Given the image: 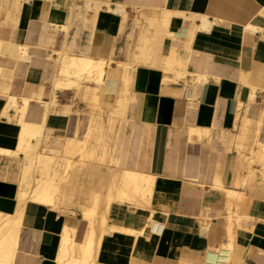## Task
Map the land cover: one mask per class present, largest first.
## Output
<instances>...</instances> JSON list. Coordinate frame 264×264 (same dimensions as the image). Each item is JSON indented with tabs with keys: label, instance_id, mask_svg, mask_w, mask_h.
<instances>
[{
	"label": "crops",
	"instance_id": "1",
	"mask_svg": "<svg viewBox=\"0 0 264 264\" xmlns=\"http://www.w3.org/2000/svg\"><path fill=\"white\" fill-rule=\"evenodd\" d=\"M33 5L0 1V226L14 222L16 229L7 235L16 238L9 264H57L65 226L84 243L88 229L80 212L109 167L152 174V194L162 200L151 208L120 206L123 212L108 221L118 228L100 239L114 262L96 264H218L228 229V264H264V0H47L45 20ZM77 55L106 62L102 97L93 101L119 98L125 109L108 103L94 114L103 121L105 141L94 144L85 170L77 165L75 191L64 184L56 196L61 204L19 201L24 155L13 152L24 121L39 123L48 104L36 151L41 142L57 144L60 156L40 159L60 170L77 158L67 144L86 136L89 107L74 89H55L61 63ZM201 75L206 80L194 85ZM7 96L16 102L8 116ZM57 102L62 108L50 110ZM239 152L249 157L247 179L236 168ZM220 185L248 199L244 210L231 207L229 219ZM151 219L165 223L159 235L149 232Z\"/></svg>",
	"mask_w": 264,
	"mask_h": 264
},
{
	"label": "bare ground",
	"instance_id": "2",
	"mask_svg": "<svg viewBox=\"0 0 264 264\" xmlns=\"http://www.w3.org/2000/svg\"><path fill=\"white\" fill-rule=\"evenodd\" d=\"M0 1L2 3V2H8L9 0H0ZM46 1L47 0H31V3L34 4L32 11L35 10V12L33 11V13L37 14L39 17H41L44 20L46 17V10L44 7V2H46ZM13 2H12V4H13ZM35 4H36V6H35ZM200 19L202 20V24L204 25L205 19L202 15H200ZM21 48H22L23 53L26 54L27 53L26 45L21 44ZM70 57L71 58L69 61L67 60L68 61L67 63H65L64 61L61 63L62 65L58 71V76H57L56 83H55V89H59V90L64 89V88L74 89V94L76 96H78L81 100H83L85 102V104L89 107V111L91 113V118H90L91 123H90V125L88 124V129H87V133H86L85 138L81 142L76 141V142H71V143L67 144L68 145L67 150L69 153L74 151L77 154V157L87 156L88 159H92L95 156L94 144L99 145L105 141V136L102 134L103 127H104L103 121L99 117H95L96 115L94 116V114L96 112L99 113V111L101 112V109L106 107L108 105V103H111V102H105L104 101L103 105L100 104L101 105L100 106V105H98L97 102L93 101V99L95 97H98L99 100L102 97V88L104 86V74H105L106 62L104 60L93 61L89 57H82V56H78V55L77 56H70ZM171 70H172V68H171ZM169 72L164 73L165 74L164 76H168ZM123 74H124V72H123ZM122 76L124 77V75H122ZM126 76H127V73H126ZM179 76L181 78H184V79L188 78V75H185L184 73L183 74L180 73ZM124 78L126 79V77H124ZM124 78H123V80H124ZM173 78H176V77L173 76ZM205 80L206 79L204 76L198 77V79L193 80V84L194 85L201 84L200 81H205ZM254 95H255V92L252 91L248 94L247 98L252 99L254 97ZM15 103H16L15 98H13L11 96H7V104H6L5 109H3V112L5 115L8 116L7 109L9 107H14ZM54 104L55 103H51L50 110ZM26 105H27V100L23 99V104H22L23 108ZM112 107H113L114 111L122 112L125 109V102L118 98L116 101L113 102ZM48 108H49L48 104H45V108L43 110V113L41 115V120L39 123L34 124V123H31L30 121H24L23 126L21 128V131L19 133L17 148L15 147L16 151L14 150L13 153L17 154L18 152H21L24 155L22 158V168H21V174H20V180H19V190L17 193L18 196L16 195L17 198L19 197V201L25 200V199H31L34 202L36 201L37 203H42L44 205L50 206V205H54V201L56 199L57 192L59 191V189L61 187V184H63V183L64 184H74L77 182V180H75L76 179L75 174L80 172L78 170L80 167L79 168L77 167V165H79L78 163L72 164V162L69 161L67 163V166L69 164V165H71V168L69 170H68V168H66L65 170H60L57 167L50 166L52 164L49 165L46 160L40 159V157L37 161V165L33 166V164H32L33 158L30 157V154L34 150L36 151V147L40 142L41 126H42L44 119L46 117V114L48 112ZM109 112H111V111H109ZM110 114H112V113H110ZM112 118H110V119H112ZM110 119H108V120H110ZM246 123H248V121H246ZM106 127H108V126H106ZM242 131H244V130H242ZM32 137L35 138L34 142H32V140H31ZM106 146H107V144H106ZM106 146H105V149H106ZM105 149H104V151H105ZM249 150H250V148H249ZM7 152L13 154L12 151H7ZM262 154L264 155V148H263ZM238 155H239L238 160L236 161L237 171L241 170V173H242L241 175L245 179H247L248 174H249V170H248L249 157L247 155H244L242 152H239ZM107 156H108V154H107ZM32 157H34V155H32ZM62 157H64V156H62ZM99 157L103 158L102 154ZM260 157H263V156H260ZM97 158H98V156H97ZM51 159H52V157H51ZM79 160L80 159H78V161ZM114 160H113V162H114ZM259 160L262 161L263 159H259ZM59 163H61V162H59ZM244 163L248 166L246 167V165H243ZM58 167H59V165H58ZM61 167H62V165H61ZM83 169L85 170V168H83ZM86 169H88V168H86ZM88 171H89V169H88ZM33 172H35L36 174ZM33 174H35V175H33ZM241 175L237 174V177H240ZM153 178H154V176L150 173H144V172H141L138 170H133V169L131 170V169H125V168H121V167H109V168L102 169V174L100 175V177L97 181V185H98L97 188H93L92 193L89 194V196H88L87 208L80 212L82 219L84 221H86V226L88 229L86 241L84 243H80L78 241H75L74 240V237L76 234V232L74 231L75 228L65 226L64 229H62L63 232L61 233L60 248L58 249L59 253H58V256L56 258L57 264H96V261L100 260V259L105 260V261H113L114 262L115 256H113L110 251L102 248V246L100 245V243H101L100 239H102L101 237L104 234V232H109L110 230H112L114 228H118L113 224H108V221H109V219H111V221H114V218H112V216L116 217V215H115L116 212L117 213L123 212V211H120L121 210L120 206H124L126 209H130L131 207H135V208L150 207L151 208L152 203H156V202L162 200V196L160 194H152V192H153L152 191ZM233 182H234L236 187L240 185L239 178ZM244 182H243V184H244ZM85 186H86V184H85ZM220 187L226 191V205L228 208L227 209L228 210V213H227L228 219H229L230 213L232 212V208H231L232 206H235V211H237V208H239L240 210H244L246 208V206L248 204V199L246 197H244L243 194H241V193L239 194L236 190L224 188L222 185H220ZM25 202H27V200ZM22 203H23V201H22ZM160 207H161V205H160ZM112 209H113V212H112ZM18 213H19V215H21V217L24 214L23 211L22 212L19 211ZM18 213H17V216H19ZM21 213H23V214H21ZM1 214H0V216H1ZM234 215H235L236 221H238V219H237L238 215L236 213ZM146 216H148V215H146ZM150 216H151V214H150ZM21 217H19V218H21ZM2 219H0V223H1ZM21 219L23 221V218H21ZM11 222H12V220H11ZM146 222H147V220H146ZM17 223H18V221H17ZM164 224H165L164 222L159 221L157 219H151V223L148 226V230H149V232H151L155 235H159ZM12 225H14V222L12 223ZM12 225H9L6 223V224H2L0 226L1 227L0 228V264H9L13 258V253L15 251L14 250L15 249L14 248V246H15L14 241L16 240V238H15V240H14V238L11 239L12 235H11V238L7 237V235L10 234L12 232V230L13 231L16 230V229L14 230L15 226H12ZM145 226H146V224H145ZM123 231H125V230H123ZM3 233L6 236H4V235L2 236ZM232 234H233V231H231V229H228V231H227L228 242L225 241L226 244L222 245V248L220 249V254H221V256H223V258H226V257L229 258L231 255L230 250H232V247H231L232 246L231 245V243H232L231 239L233 236ZM239 242H241V241H239ZM225 264H228V262H226Z\"/></svg>",
	"mask_w": 264,
	"mask_h": 264
},
{
	"label": "rangeland",
	"instance_id": "3",
	"mask_svg": "<svg viewBox=\"0 0 264 264\" xmlns=\"http://www.w3.org/2000/svg\"><path fill=\"white\" fill-rule=\"evenodd\" d=\"M62 30H64L65 31V29H63L62 27H60ZM65 54H68V53H66L65 52ZM44 105V104H43ZM44 108H45V106H43ZM43 108V109H44ZM62 107L59 105V103L57 102V103H55L54 104V106H53V108H52V110H60ZM76 132H77V130H76ZM46 136H49L50 137V135L49 134H47ZM76 136V138H78V139H82V138H84V135L83 136H77V134L75 135ZM51 138V137H50ZM52 139V138H51ZM32 142H34V140H35V138L34 137H32ZM50 142H53V141H51L50 140ZM43 143V142H41L40 143V146H39V148L41 149V150H38V152L37 151H33L31 154H30V157L31 158H33L32 159V164H33V166H34V161H35V158H38V157H40V156H42V157H45L46 156V153L48 154V153H50V154H52V153H56L55 151V149L58 147L57 146V144H51V143ZM57 146V147H56ZM43 147H44V149H43ZM38 148V149H39ZM36 150H37V148H36ZM41 151V152H40ZM70 153H72V154H76L74 151H72V152H70ZM56 154H60V152H57ZM32 155H34V157H32ZM45 155V156H44ZM47 157V156H46ZM78 159H80L79 161H78ZM85 160H89L88 158H87V156H83V157H77L76 159H75V161H74V163H78L79 164V166L81 167V168H84V166H85V164L86 163H83ZM34 173V172H33ZM33 175H35V174H33ZM65 185H67V184H65ZM72 185V187H71V189L73 190V192L75 191V189L73 188V186L75 185V184H71ZM65 186H64V183L63 184H61V187H60V190H59V192H57V194H60L61 193V191H62V189L64 188ZM73 195L74 196H76V195H78V194H74L73 193ZM83 195V197H84V195H85V197L84 198H82V197H79V196H77V198L78 199H81V200H83V199H85L86 198V195L87 194H82ZM57 196V195H56ZM58 202V204H55L54 203V205H50L52 208H56L59 204H61L60 203V201H59V198H57L56 199V203ZM70 202V201H69ZM68 202V203H69ZM71 203V202H70ZM74 240L75 241H77L76 240V234H75V237H74ZM78 242H81V241H78ZM231 247H233V243H231ZM222 260V261H221ZM224 260V261H223ZM226 262H228V258L226 257V258H223V256H220V259H219V262H218V264H225Z\"/></svg>",
	"mask_w": 264,
	"mask_h": 264
}]
</instances>
